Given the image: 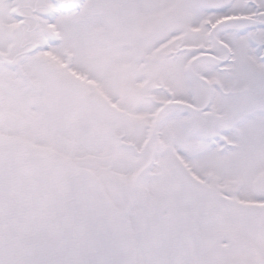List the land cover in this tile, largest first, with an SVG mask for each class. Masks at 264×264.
I'll return each mask as SVG.
<instances>
[{"label":"snow or ice","instance_id":"obj_1","mask_svg":"<svg viewBox=\"0 0 264 264\" xmlns=\"http://www.w3.org/2000/svg\"><path fill=\"white\" fill-rule=\"evenodd\" d=\"M0 264H264V0H0Z\"/></svg>","mask_w":264,"mask_h":264}]
</instances>
